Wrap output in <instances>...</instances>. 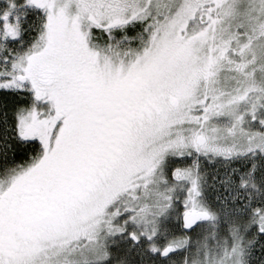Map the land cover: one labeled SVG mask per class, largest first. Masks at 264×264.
I'll use <instances>...</instances> for the list:
<instances>
[{"label":"snow or ice","instance_id":"1","mask_svg":"<svg viewBox=\"0 0 264 264\" xmlns=\"http://www.w3.org/2000/svg\"><path fill=\"white\" fill-rule=\"evenodd\" d=\"M0 264H264V0H0Z\"/></svg>","mask_w":264,"mask_h":264}]
</instances>
